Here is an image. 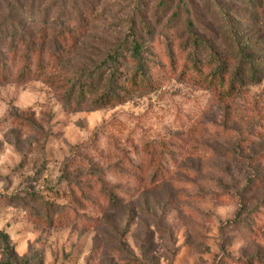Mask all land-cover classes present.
<instances>
[{
    "label": "rangeland",
    "instance_id": "rangeland-1",
    "mask_svg": "<svg viewBox=\"0 0 264 264\" xmlns=\"http://www.w3.org/2000/svg\"><path fill=\"white\" fill-rule=\"evenodd\" d=\"M34 3L17 16L42 74L0 86V264H264V0ZM187 21L228 74L251 56L256 81L219 101L185 62ZM67 28L74 45L52 41Z\"/></svg>",
    "mask_w": 264,
    "mask_h": 264
},
{
    "label": "trees",
    "instance_id": "trees-1",
    "mask_svg": "<svg viewBox=\"0 0 264 264\" xmlns=\"http://www.w3.org/2000/svg\"><path fill=\"white\" fill-rule=\"evenodd\" d=\"M36 1L43 2L44 0H0V86L8 84L10 82L22 84L25 81L33 78L34 76H39L38 72L40 70V73L42 72L41 67H39V70L36 72V74L33 73L32 62L33 56H35L40 64V59H42L44 52L40 47H36L35 42L39 41H33L31 33L23 34L22 31L19 30L21 28L20 24L23 20L18 21L17 16L20 15L23 17L27 14V12L31 13V9L35 8L34 2ZM60 1L64 2L65 0ZM19 3H22V6H24V3L28 8L23 11V8H20L18 6ZM50 5H55V2H52V4H47L44 7L43 12H47ZM14 9H17L18 11L14 12ZM221 17L223 20V15H221ZM28 20L30 21V19ZM67 21H69L67 24L69 27L80 23V21L75 22L70 18L67 19ZM31 23L35 24V22ZM185 27L188 41L187 44L191 50H195V53L186 58L185 62L189 64L190 70H193L195 72L198 71V76H203L202 70L207 69L206 75H204L203 79L199 80L202 84H207L209 87H211V90L213 92L212 94H214V96L219 101L223 100V98H230L234 94L236 89L240 88L247 81H256L255 78L258 74L256 73V71H258L259 68H256V65L251 56L242 53V51H238L237 54L240 58V64L241 66L244 65L246 69L235 67L228 74L225 71L226 64L223 63V59H219V57H217L212 52V49L210 47H207L202 43L201 38L193 31L192 24L187 21ZM40 34V38H44L41 32ZM56 39H59L61 44L64 43V45H66L65 40L71 41L72 43L69 42L71 45L75 44V39L72 37L70 29H68V31H63L62 33H57L56 35H54V37H52V41H55V43ZM184 44L186 45V43ZM40 45H43V43L41 42ZM130 45V59L133 62L135 69L133 76L128 81V84L127 81H123L121 85L119 84L121 77L118 73V69L116 68L117 66H115L114 58H109L108 62L110 63V65H106V68L109 69L106 86H108L109 88L112 85L116 87L113 90H110L108 88L111 92L109 98H113L117 101L126 96V92L128 90L126 89V84L128 85L127 88L131 86H133L134 88H142L145 85L144 82L147 81L145 78V65L140 53L141 49L138 48L135 43H131ZM198 47H202V52L204 51L205 54L204 58H201V54H196V52L198 53ZM18 56H20L19 64L21 65V67L15 74H12L10 67ZM38 61H36V64L38 63ZM245 70H247V74L244 73ZM225 76H227V82H225ZM91 87L92 85L89 84L85 89L80 88L75 90V93H77L74 94L73 100H75L76 104L84 102V99L87 96V92H89ZM106 100H108V95L107 97H100L96 99L91 104L92 106H101L106 102ZM109 199L112 202L116 200L112 196L109 197Z\"/></svg>",
    "mask_w": 264,
    "mask_h": 264
}]
</instances>
